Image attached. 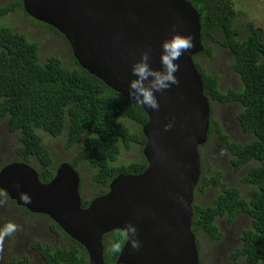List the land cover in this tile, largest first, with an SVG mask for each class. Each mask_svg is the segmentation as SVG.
I'll return each instance as SVG.
<instances>
[{
	"label": "water",
	"instance_id": "water-1",
	"mask_svg": "<svg viewBox=\"0 0 264 264\" xmlns=\"http://www.w3.org/2000/svg\"><path fill=\"white\" fill-rule=\"evenodd\" d=\"M22 5L30 18L65 37L81 68L127 99L135 79L131 68L143 51L151 49V67L159 70L164 40L192 36L194 46L176 61L179 85L156 93L159 110L137 104L148 117L142 127L144 172L117 176L87 208L81 177L68 162L48 183L29 164H9L0 171V189L18 206L51 219L84 248L88 264H107L103 240L114 231L126 235L115 264H201L193 204L211 104L194 60L204 50L198 10L188 0H22ZM168 123L173 127L165 131ZM21 192L31 203L20 199ZM128 223L137 228L138 250L125 230Z\"/></svg>",
	"mask_w": 264,
	"mask_h": 264
},
{
	"label": "trees",
	"instance_id": "trees-1",
	"mask_svg": "<svg viewBox=\"0 0 264 264\" xmlns=\"http://www.w3.org/2000/svg\"><path fill=\"white\" fill-rule=\"evenodd\" d=\"M188 1L201 16L204 50L194 60L204 83L205 95L211 105L213 102L239 104L242 108L237 115L240 129L243 134L253 137L247 143L230 140L221 123L214 119L212 111L208 140L202 147L211 142L215 133L229 151L233 171L239 173L244 167L254 164L241 177L242 182L250 187L248 197H244L239 188L223 182L220 172L207 174L206 171L210 169L202 163L195 194L204 193L211 187L220 190L210 205L197 203L195 197L192 230L195 235L204 233L212 241H218L223 236L219 219L226 218L233 223L240 215L247 214L252 218V227L243 231L242 246L232 253L231 259L244 258L247 264H263L264 29L249 25V34L242 39L241 29L235 26L239 13L236 12L234 0ZM18 9L26 15L22 0L0 6V19ZM48 28L67 42L58 31ZM210 43L219 44L232 54V69L242 81L240 90L221 91L219 77L196 61L200 56H213L208 47ZM73 64L71 69L66 68L58 56H51L41 63L37 41L10 27L0 28V122H6L11 132L18 133V160L35 168L44 183L55 177L60 164L53 158L38 130L53 136L66 132L67 149L81 145L70 163L75 168L86 163L93 172L98 195H104L117 176L141 174L147 168L144 156L127 164H118V161L122 152L133 146H140L143 155L146 139L142 127L148 117L135 102L116 93L81 68L74 57ZM131 125L139 127L141 132L131 129ZM84 204L87 206L88 202ZM53 225L54 231L59 234L60 228L54 222ZM109 236L112 239L106 244ZM125 241L126 235L121 231L104 237V248L108 245L111 247L110 254L105 255L104 251L107 264H115ZM32 246L46 264H88L86 251L76 242L68 248L54 249L40 241H35ZM7 264H31V261L24 257L11 259Z\"/></svg>",
	"mask_w": 264,
	"mask_h": 264
},
{
	"label": "rangeland",
	"instance_id": "rangeland-1",
	"mask_svg": "<svg viewBox=\"0 0 264 264\" xmlns=\"http://www.w3.org/2000/svg\"><path fill=\"white\" fill-rule=\"evenodd\" d=\"M15 1L18 0H0V6ZM234 3L236 12L239 13L235 20V26L241 29L242 39L248 36L249 25L254 24L264 29V0H234ZM2 27H10L15 31L27 34L30 40L37 41L40 45L41 63L46 62L51 56H58L63 60L66 68L71 69L74 66L67 42L44 25L26 16L21 9L1 18L0 28ZM208 47L213 56H200L196 58V61L208 72L219 77L221 91L240 90L243 87L242 81L232 69V54L216 43H210ZM212 104L214 108L216 107L214 119L221 123L223 131L228 134L230 140L247 143L253 139L251 135L243 134L240 129L237 115L242 108L239 104L215 102ZM126 122L128 123V121ZM130 127L136 132H141V129L135 125ZM38 132L58 164L72 162L81 147L79 144L73 149H67L65 147L66 132L60 136H53L44 130H38ZM19 145L18 133L11 132L6 122H0V168L7 164L19 162L16 155ZM199 151L204 158L203 166L210 169L206 171L207 174L220 172L224 183L230 187L239 188L242 195L248 197L250 187L242 182L241 177H244L254 164L246 166L239 173L233 171L230 167L229 151L215 133H213L211 142L207 146L201 147ZM142 158V148L133 146L130 150L122 152L118 164H127ZM76 170L82 180L80 189L82 199L89 201L96 198L99 189L93 183V172L86 163L76 166ZM218 189L211 187L204 193L196 192V202L201 205L212 204L219 194L220 189ZM4 197L3 193H0V230L9 222L16 224L17 229L10 236L0 235V264H5L9 259H22L24 257L29 258L31 264H46L41 255L32 247L35 241H40L54 249L73 245L70 239L62 235L59 237L58 233H55L51 219L43 215H28ZM252 224V218L247 214L240 215L233 223H229L226 218H221L218 220L219 229L223 235L220 240L212 241L204 233L196 235L199 255L201 254V264H247L244 258L233 261L231 255L242 246V233L245 229L251 228ZM110 250L111 247L107 246L105 255L110 254Z\"/></svg>",
	"mask_w": 264,
	"mask_h": 264
},
{
	"label": "clouds",
	"instance_id": "clouds-1",
	"mask_svg": "<svg viewBox=\"0 0 264 264\" xmlns=\"http://www.w3.org/2000/svg\"><path fill=\"white\" fill-rule=\"evenodd\" d=\"M193 46L194 44H193L192 36H182L180 34H175L170 39L164 40L161 45L162 47V52L160 56L161 68L159 70L151 67L150 64L151 49L149 48L143 51L140 59L137 62H135L131 68L132 75L135 77V79H132L129 84V99L134 101L136 104H138L140 107L144 109L147 108L153 111H158L160 108V104L157 99L156 93L157 92L163 93L166 90L170 89L173 85H179L180 81L175 74L179 71L180 65L176 63V61L187 50L193 48ZM211 112H212V105H211ZM172 127L173 124L168 123L164 126V130L168 131ZM20 199L25 204L31 203V198L27 193L21 192ZM16 229H17V225L9 222L3 227L2 230H0V235L10 236L12 233L16 231ZM125 230L129 234H131L132 248L138 250L141 247V241L138 238H136L138 235L136 226L133 225L132 223H128L125 227Z\"/></svg>",
	"mask_w": 264,
	"mask_h": 264
},
{
	"label": "flooded vegetation",
	"instance_id": "flooded-vegetation-1",
	"mask_svg": "<svg viewBox=\"0 0 264 264\" xmlns=\"http://www.w3.org/2000/svg\"><path fill=\"white\" fill-rule=\"evenodd\" d=\"M35 21V20H34ZM37 22V21H36ZM39 24H41V25H44L45 26V24H43V23H40V22H38ZM47 29H49L50 30V28H48L49 26H45ZM51 31V30H50ZM51 32H53L54 34H56L57 35V33H55L53 30L51 31ZM216 108V107H215ZM215 108L213 107V104H212V111H213V115H215ZM201 154V153H200ZM200 157H201V166H202V163H203V161H204V158L200 155ZM8 165V164H7ZM61 165V164H60ZM249 166V165H248ZM5 167V166H4ZM4 167H2V168H0L1 170L4 168ZM245 168V167H244ZM0 170V171H1ZM81 177V176H80ZM81 184H82V180H81ZM81 186L82 185H80V189H81ZM1 190V189H0ZM2 191V190H1ZM0 191V193H3V197L5 196L6 197V199L10 202V203H12V204H15V206H17V207H19L20 209H22V210H24L25 212H26V214H28V215H31L30 214V212L29 211H27L25 208H23V207H21V206H18L17 204H16V202L14 201V200H11L3 191L1 192ZM106 194V193H105ZM104 194V195H105ZM99 196H102V195H97L96 196V198L97 197H99ZM4 197V198H5ZM96 198H94V199H90L89 201H86V200H83V207H85V208H87L88 206H89V204L93 201V200H95ZM88 202V205L87 206H85V204H84V202ZM33 215H38V214H33ZM45 217V216H44ZM61 230V229H60ZM115 232V231H114ZM55 233H57V232H55ZM111 233H113V232H111ZM111 233H109V234H111ZM109 234H107V235H109ZM59 237H62V236H64V237H67L68 239H70L72 242H73V244L76 242V241H74V240H72L70 237H68L66 234H64L63 232H62V230L60 231V233L59 234H57ZM62 235V236H61ZM106 236V235H105ZM104 236V237H105ZM110 239V240H109ZM111 236H109V238L107 239V241H106V244H109V242L111 241ZM108 240H109V242H108ZM126 242V241H125ZM77 243V242H76ZM79 244V243H78ZM103 244H104V240H103ZM125 244V243H124ZM71 245V244H70ZM33 247V246H32ZM70 247V246H69ZM108 247H109V245H108ZM66 248H68V247H66ZM200 259H201V254H200ZM11 259H9L8 261H10ZM8 261H6L5 262V264H7V262Z\"/></svg>",
	"mask_w": 264,
	"mask_h": 264
}]
</instances>
